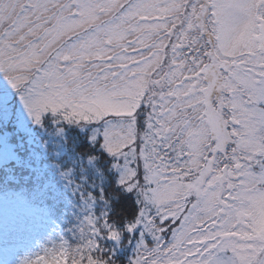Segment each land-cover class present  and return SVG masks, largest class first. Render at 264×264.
Here are the masks:
<instances>
[{"label":"snow or ice","instance_id":"1","mask_svg":"<svg viewBox=\"0 0 264 264\" xmlns=\"http://www.w3.org/2000/svg\"><path fill=\"white\" fill-rule=\"evenodd\" d=\"M0 264H264V0H0Z\"/></svg>","mask_w":264,"mask_h":264},{"label":"rangeland","instance_id":"2","mask_svg":"<svg viewBox=\"0 0 264 264\" xmlns=\"http://www.w3.org/2000/svg\"><path fill=\"white\" fill-rule=\"evenodd\" d=\"M39 243L40 242H38L36 246L30 247L29 249H27L26 251H24L22 253V255H28L31 252H37V251H39Z\"/></svg>","mask_w":264,"mask_h":264}]
</instances>
